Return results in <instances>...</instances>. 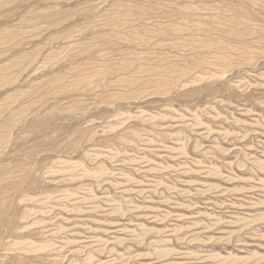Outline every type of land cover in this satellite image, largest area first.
Instances as JSON below:
<instances>
[{
    "label": "rangeland",
    "instance_id": "obj_1",
    "mask_svg": "<svg viewBox=\"0 0 264 264\" xmlns=\"http://www.w3.org/2000/svg\"><path fill=\"white\" fill-rule=\"evenodd\" d=\"M0 264H264V0H0Z\"/></svg>",
    "mask_w": 264,
    "mask_h": 264
}]
</instances>
